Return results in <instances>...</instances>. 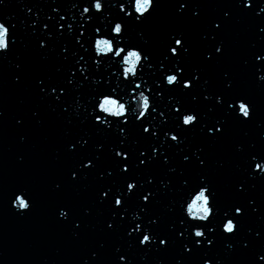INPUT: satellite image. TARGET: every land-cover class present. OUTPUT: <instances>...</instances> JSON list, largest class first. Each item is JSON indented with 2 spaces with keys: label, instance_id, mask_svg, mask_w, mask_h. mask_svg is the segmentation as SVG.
Instances as JSON below:
<instances>
[{
  "label": "water",
  "instance_id": "95a60500",
  "mask_svg": "<svg viewBox=\"0 0 264 264\" xmlns=\"http://www.w3.org/2000/svg\"><path fill=\"white\" fill-rule=\"evenodd\" d=\"M182 2L185 0H155L156 6L142 24L121 13L120 4L84 24V40H87L97 26L106 34L109 21L121 22L128 45L149 54L153 67H145L137 76L135 83H140L141 89L136 91L135 100L130 95L134 84L124 81L123 77L118 81L110 76L119 71L114 63L104 59L99 71L95 70L88 59L94 55V49L89 48L86 53L74 41L80 28L47 51L0 96V264H204L205 259L212 264L217 260L221 264H264L259 260V255H264V174L258 170L252 173L251 161L252 155L264 160V81L259 80L264 75V61L255 59L257 54H264V31H261L264 12L260 11L264 0H253L250 9L243 7L242 0H187L189 7L178 12ZM123 3L127 8L128 0ZM194 7L198 16L192 15ZM225 11L230 13L227 18L223 15ZM213 21L222 23L218 32L211 28ZM174 33H183L182 42L189 48L179 62L185 75H190L194 68L199 70L200 80L193 81L191 89L171 88L162 83L163 75L175 63V58L164 60L165 55L170 56L167 47ZM209 33L216 35L215 41L205 38ZM219 41L223 42V52L215 54L214 46ZM64 46L67 52L62 51ZM73 51L77 53L75 57L71 55ZM207 51H213V60H205ZM80 56L84 57L81 64L88 61L89 72L85 75L89 79L80 88L74 87V81L67 86L64 99L55 101L53 97L59 93L52 94L47 85L64 84ZM160 61L164 62V69L160 68ZM93 77L101 82L93 84ZM104 78L109 80L108 84ZM39 79L45 81L44 92L39 90ZM158 81L161 82L159 89ZM228 82L231 88L226 87ZM117 83V95L126 106L134 107L139 91L144 90L150 103L157 107V112L143 122L149 126V133H144L141 122L134 119L125 126V134L115 126L105 128L93 123L89 98L100 92L108 93L109 87ZM147 88H152V93ZM156 91L162 97H156ZM206 94L212 99L205 100ZM218 94H223L225 99L247 96L252 118L242 121L226 111V106L217 105ZM78 101L79 109L76 108ZM174 105L194 111L199 123L177 129L180 122L176 118L178 114L172 111ZM160 112L165 115L161 116ZM221 118L225 121L222 133L215 137L208 135L203 125L212 126ZM153 128L157 131L155 137L150 135ZM169 131L177 134L183 143L177 146L170 141L164 135ZM77 140L81 143L70 151L69 145ZM83 140L88 143L83 145ZM153 146L159 153L155 161L147 167H136L139 151L147 149L150 154ZM115 147H123L130 153L128 174L120 172ZM197 148L203 149L202 154L197 153L205 160L203 166H199L193 155ZM165 155L167 164L162 162ZM184 155L190 157L189 161H183ZM88 158L93 159L95 167L81 169L76 180L70 179V172ZM149 176L153 183L139 187V181ZM201 176L210 183L215 192L214 202L221 211L236 205L243 207L245 215L237 218L235 236L218 229L212 246L195 248L190 243L191 228L186 237H178L177 233L184 228L180 219L186 220L183 203L195 194ZM129 177L137 179L138 194H146L148 189L156 195L150 198L146 212L139 211L142 202L137 195H132L127 200L124 219L121 220L117 210L114 226L108 229L107 222L113 219L114 197L102 198L100 193L108 188L113 192L120 188L123 192ZM184 180L188 181L187 186L182 183ZM241 183L244 190L238 191ZM20 187L30 190V211H18L11 204L13 193ZM61 208L70 212L66 220L58 215ZM136 213L142 220H132ZM153 218L157 223L151 226L152 231L169 238L167 248L159 240L150 247L140 246L135 235H127L129 227L137 223L147 226ZM213 219V224L220 221L219 216ZM76 221L80 223L79 228L74 226ZM191 223L195 222L186 220V224ZM184 244L193 247V251L185 252ZM120 255L126 261H119Z\"/></svg>",
  "mask_w": 264,
  "mask_h": 264
},
{
  "label": "snow or ice",
  "instance_id": "6c2138e0",
  "mask_svg": "<svg viewBox=\"0 0 264 264\" xmlns=\"http://www.w3.org/2000/svg\"><path fill=\"white\" fill-rule=\"evenodd\" d=\"M105 0H88V2L83 6L82 11L80 12L81 20H84L85 14L87 15V20L91 21L95 15V13H101L103 10ZM4 3V0H0V5ZM243 7L246 9H250L253 7V0H242ZM140 0H128V7L126 8L125 3H121L119 5V11L123 13L125 16L131 18L138 24H142L145 19L149 15H151V10L156 6L155 0H145L144 6L140 7ZM77 5L75 3L72 4V8H76ZM189 4L187 0L185 2L179 3L178 12H181L184 9H187ZM198 7V6H196ZM31 12V9H28ZM52 11L54 13L59 14V8H53ZM261 12H264V8L260 9ZM193 16H198L199 13L195 10V7L192 10ZM224 17L227 18L230 16V13L225 11L223 13ZM259 15V13H257ZM55 18L52 16L47 17L48 23L43 24V29H49L50 26L55 27L57 33H60V29L65 27L64 24H61L60 21L65 20L64 15H59V19L56 20L55 25H52L50 22L53 21ZM74 20L75 17H72ZM36 24V21L32 22ZM107 33L102 34L101 27L97 26L94 30L93 36L84 40L85 31H84V24L81 23L78 27L81 29L79 34L74 37L75 43L78 45L79 48L84 49L87 53L90 49H94V55L90 56L88 59L91 61V64L95 66V70L99 71L101 68L104 59H107L114 63L118 67V73L112 72L110 76H115L116 79L119 81L120 77H123L124 81H127L129 84H134L135 86L131 89V99H136V91L141 89L140 83H135L137 76L143 73L145 67L151 69L153 64L150 63V56L148 53L143 51V49L129 46L128 42L124 39L123 31L124 25L121 22H115L113 24L112 21L108 22ZM16 26L6 25L5 22L0 21V55L6 54L11 47L15 44L16 40L12 37L11 29H14ZM211 28L214 29L216 32L221 30L222 23L219 21H213L211 23ZM73 31V24H67V32L71 34ZM264 31V29H261ZM63 35V33H60ZM48 39L52 38V32L48 31L45 33ZM211 38V40H216V35L209 33L208 36L205 38ZM83 38V39H82ZM170 43L167 47V53L169 55L164 56V60H168L170 58H175V63L173 64L172 69H168L167 74L163 75L162 83L166 86L171 88L181 87L182 89H191L193 87V81L199 82L200 74L198 69H192L190 75H185V69L182 66H179V62L183 56H185L189 52V48L184 41V34L183 33H174L171 34L169 37ZM115 42V44H114ZM40 47L43 48L45 46V40H40ZM88 47H85V45ZM223 42L219 41L215 43L214 46V53L215 54H222L223 52ZM62 51L67 52V46L62 48ZM103 54V57H101ZM73 57L77 55L75 51L71 53ZM96 57H101V59H96ZM131 58H134V62ZM205 60H213L214 54L213 51H207L204 54ZM67 59V57H65ZM256 60L264 61V54H257L255 56ZM84 60L83 56H80L79 59L75 60L76 67L69 70V76L66 79L64 84H50L47 85L51 89V93H59L54 95V100L57 102H61L64 97L68 93L67 86L73 85L74 81L76 82L74 87L80 88L83 86V82L89 79V75H85V73L89 72V69L86 67L88 61H85V64H81V61ZM20 65H17L19 68ZM165 65L163 61H160V68L164 69ZM174 69V71H173ZM225 76L228 73L224 74ZM82 78V79H81ZM19 80V77L16 78ZM260 81H264V75L259 76ZM101 81L97 78H92L93 84H99ZM104 83L108 84L109 80L104 78ZM147 84V81H144ZM39 90L41 92L45 91V81L43 79H39L37 81ZM231 82L226 84V87L231 88ZM156 87L159 89L161 87V82H156ZM119 88V83L115 87H109L108 93H97L96 95L89 98V103L92 105L91 110L89 111V115L93 117V123L102 125L105 128H112L115 126L116 129L121 134L126 133V127L130 124L133 119L135 121L141 122L143 125L142 131L144 133H149V126L144 125V120L148 119L151 113L157 112V107L155 104L150 103V97L145 95V91L141 90L138 93V97H142L143 101L145 102V106L143 107L142 111H137V107L139 106V101L135 104V106H131L129 104L126 106L125 102H122V97L117 95V89ZM149 93H152V88L146 89ZM156 97H162V93L160 91H156L154 93ZM195 99V97H193ZM205 100L212 99V96L205 95ZM216 104L224 107L226 106V111H230L235 116L241 118L242 121L250 120L252 118V107L250 106V101L247 96L245 95H236L230 96L228 99L224 98L223 94H218L215 96ZM106 104L113 105L114 107L110 110L109 107H106ZM81 107L80 102L76 103V108L79 109ZM129 109L131 111V116H129ZM67 111V108L63 109ZM212 108H209V111H212ZM172 111H174L177 115V119L179 120V124L177 125V129L181 126L185 127H193L197 123H199L198 115L192 110L182 109L179 106H173ZM161 116L165 114L163 112L159 113ZM155 119L154 116L151 117ZM19 123V121H18ZM225 121L223 118L214 122L212 126L203 125V127L207 128V134L210 136H217L218 134L222 133L223 125ZM150 135L155 137L157 135V131L155 128L151 131ZM166 137L170 139V141L175 142L178 146L183 143L182 139L175 134L174 132H165L164 134ZM81 143L80 140H77L75 143L69 145V150L72 151L76 148V144ZM88 143L87 140H83V145ZM120 144L123 145V139L120 141ZM115 157L119 158V167L120 172L122 174H128L131 171V165L129 163L131 157L128 150H125L123 147H115L113 148ZM197 153H203L202 148H197L194 150L193 155L196 157V160L199 162V166H203L205 164V160L201 158L200 155ZM159 155L157 148L155 146L151 147V152L149 154L147 149L140 150L138 153V160L136 167L151 165L156 157ZM139 157H145L141 159ZM95 159H99L96 157ZM183 161H189L190 157L188 155H184L182 157ZM251 161L253 162L252 166V173L259 171V173L264 174V160H259L256 155L251 156ZM164 164H167L168 157L165 155L163 157ZM90 167H95L93 164V159L88 158L85 163L79 165L76 170H72L70 172V179L76 180L78 178V171L81 169H88ZM111 175V173H109ZM103 176V174H101ZM153 178L148 177L146 180L139 181V187L143 188L145 184H152ZM163 183V182H162ZM185 186H187L188 181L184 180L182 182ZM57 188L60 187L59 184L56 185ZM138 181L136 178L129 177L126 182V188L123 192H121L120 188H117L115 192L112 191L111 188L104 190L100 193L102 198H107L109 195L113 196L114 199L111 201L112 207L114 209L112 213L113 219L107 222V228L112 229L114 226V218L117 214V210L119 211V216L121 220L124 219L125 214L127 213V200L132 195H137L138 199L142 202L139 208L140 212H146L148 210V205L150 204V198H154L156 193L154 191H149L145 189L146 194H138ZM196 191L194 195H191L189 199L185 200L182 206L183 213L186 214L187 221H193L195 223L186 224L185 219H180V225L184 226L183 231H179L177 233L178 237H186L188 233V229L191 228V236L192 241L190 242L193 247L200 248L204 246H212L216 239V232L219 229L222 233L227 234L229 236H235L238 230V217L245 215V210L242 206L233 205L232 207L221 211V208L216 206L214 202L215 192L212 190L210 183H208L207 178L204 176L200 177V182L196 185ZM237 190L241 191L244 190V185L241 183L237 186ZM249 203H252L249 201ZM12 206L20 211L23 210L24 212L30 211L32 207L31 201V193L27 187H20L15 190L13 193V198L11 200ZM203 206L206 209V212L198 211V209ZM87 211V210H86ZM253 211H256L254 208ZM58 215L60 218H64L65 220L69 217L70 212L65 208H61L59 210ZM215 216L220 217V221L217 224H213V218ZM132 220H142V217L139 213L132 215ZM157 223V219L153 218L148 221L147 226H142L141 223L135 224V227H129L127 230V235L132 237L135 235L138 239V244L144 247H150L156 240H159V244L164 246L165 248L168 247L169 238L167 236L160 237L153 233L152 225ZM74 226L79 228L80 223L79 221L74 222ZM231 226V227H229ZM142 233V234H141ZM259 235V233H257ZM193 247H190L189 244L183 245V250L187 253H191L193 251ZM229 248L232 247L231 244L228 245ZM247 247V244L244 245ZM119 251V249H117ZM96 253H93L95 256ZM119 261H126V257L124 255L119 256ZM259 260L264 261V255H259ZM204 264H212L211 260L205 259ZM216 264H221V261L217 260Z\"/></svg>",
  "mask_w": 264,
  "mask_h": 264
},
{
  "label": "clouds",
  "instance_id": "9594fccd",
  "mask_svg": "<svg viewBox=\"0 0 264 264\" xmlns=\"http://www.w3.org/2000/svg\"><path fill=\"white\" fill-rule=\"evenodd\" d=\"M144 2L145 0H140V4L139 6L140 7H143L144 6ZM264 8V7H262ZM134 62V58H131ZM138 101H139V106L137 107V111H142L143 110V107L145 106V102L143 101V98L142 97H139L138 98ZM106 107H109V109L111 110L114 106L113 105H110V104H106ZM198 211H202V212H206V209L203 208V206H201ZM231 227V226H229Z\"/></svg>",
  "mask_w": 264,
  "mask_h": 264
}]
</instances>
